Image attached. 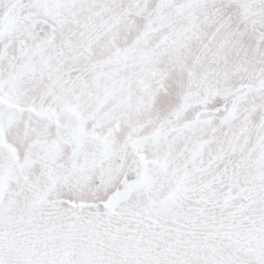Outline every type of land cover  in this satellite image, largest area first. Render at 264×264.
Segmentation results:
<instances>
[{
	"label": "snow or ice",
	"instance_id": "1",
	"mask_svg": "<svg viewBox=\"0 0 264 264\" xmlns=\"http://www.w3.org/2000/svg\"><path fill=\"white\" fill-rule=\"evenodd\" d=\"M0 264H264V0H0Z\"/></svg>",
	"mask_w": 264,
	"mask_h": 264
}]
</instances>
